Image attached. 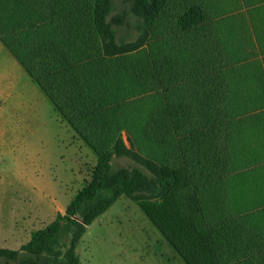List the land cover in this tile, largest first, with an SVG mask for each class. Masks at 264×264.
I'll use <instances>...</instances> for the list:
<instances>
[{"label": "rangeland", "instance_id": "374dc122", "mask_svg": "<svg viewBox=\"0 0 264 264\" xmlns=\"http://www.w3.org/2000/svg\"><path fill=\"white\" fill-rule=\"evenodd\" d=\"M92 4L0 0V248L24 253L120 139L109 181L132 193L85 226L80 264H186L157 224L202 236L209 264H264V0H108L115 44L144 40L112 57Z\"/></svg>", "mask_w": 264, "mask_h": 264}, {"label": "trees", "instance_id": "16d2710c", "mask_svg": "<svg viewBox=\"0 0 264 264\" xmlns=\"http://www.w3.org/2000/svg\"><path fill=\"white\" fill-rule=\"evenodd\" d=\"M163 1L148 0V8L151 12H155L161 7ZM107 5L108 0H93L91 7L93 10L94 29L102 41L104 54L112 57L141 47L144 42L143 38L139 39L138 42L129 48L125 46L120 47L115 44V33L111 22L107 18ZM198 20V9L192 7L178 18L177 25L180 29L186 30L193 27ZM26 71L33 79L37 80L30 68L26 69ZM112 154L118 157L125 156L129 154V150L125 148L120 139H117L113 146V153L111 151L102 152L96 160L89 182L75 194L66 209V213L64 215L57 214L54 220L46 227L33 232L28 243L20 250L24 253L21 254L0 248V264H14L12 262L17 257L23 258L22 261H25L26 264L35 261H39L41 264H80L74 254V245L84 233L85 226L90 225L94 219L102 215L122 193H126L128 196L132 193L131 190L126 188V182L121 176H114L112 181H109L110 175L108 171ZM146 163L151 169L154 167V164L151 162L146 161ZM167 196H164V201L167 199ZM91 199H94L96 204L93 206L90 216L85 215L80 223L73 220L72 217L79 211L82 204ZM163 208L164 206H162L161 210ZM164 210H170V208L167 207ZM163 213L165 212L163 211ZM153 215L154 213L152 217ZM187 215L192 219L194 213L187 212ZM152 219L155 218L153 217ZM157 226L160 227L161 232L170 242L173 250H176L177 254L186 264H209V250L205 247V240L202 236L201 239L199 234L196 235L198 238L196 236L189 237V234H191V231L188 229L189 227L181 230L180 235L176 236L174 232H170L158 224ZM68 228L72 229L70 245L66 246V244H63L54 250V244L58 242L63 234L68 233ZM205 234L209 235L207 230ZM186 235L189 237L187 240ZM56 245L59 244L56 243ZM26 255H29V257Z\"/></svg>", "mask_w": 264, "mask_h": 264}, {"label": "crops", "instance_id": "0c3cea01", "mask_svg": "<svg viewBox=\"0 0 264 264\" xmlns=\"http://www.w3.org/2000/svg\"><path fill=\"white\" fill-rule=\"evenodd\" d=\"M7 51V53L9 54V56H11V54L9 53V51L8 50H6ZM12 57V56H11ZM12 59H13V57H12ZM14 61H15V59H13ZM16 62V61H15ZM175 252V251H174Z\"/></svg>", "mask_w": 264, "mask_h": 264}]
</instances>
